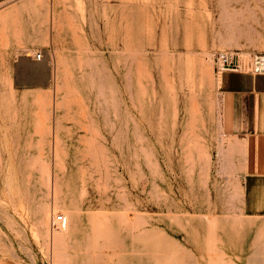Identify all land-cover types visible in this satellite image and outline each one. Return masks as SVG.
I'll return each instance as SVG.
<instances>
[{"label":"rangeland","instance_id":"obj_1","mask_svg":"<svg viewBox=\"0 0 264 264\" xmlns=\"http://www.w3.org/2000/svg\"><path fill=\"white\" fill-rule=\"evenodd\" d=\"M218 52L261 75L264 0H0V264H264Z\"/></svg>","mask_w":264,"mask_h":264},{"label":"crops","instance_id":"obj_2","mask_svg":"<svg viewBox=\"0 0 264 264\" xmlns=\"http://www.w3.org/2000/svg\"><path fill=\"white\" fill-rule=\"evenodd\" d=\"M229 76L238 84L231 83L224 95L225 130L245 143L246 176L264 178V89L245 83L248 75Z\"/></svg>","mask_w":264,"mask_h":264},{"label":"bare ground","instance_id":"obj_3","mask_svg":"<svg viewBox=\"0 0 264 264\" xmlns=\"http://www.w3.org/2000/svg\"><path fill=\"white\" fill-rule=\"evenodd\" d=\"M191 1V0H190ZM186 2V1H185ZM201 3H203V2H201ZM179 5H181L179 2H174V7H177L178 8V6ZM194 5V2H188L187 3V6L188 7H191V6H193ZM212 5V4H211ZM210 5V6H211ZM144 6V5H143ZM206 7V6H205ZM204 8V7H203ZM207 8V7H206ZM225 9V8H224ZM208 10V9H207ZM208 12H210L209 10H208ZM223 12V11H222ZM207 13V12H206ZM234 13V12H233ZM208 14H210V13H208ZM220 14V13H219ZM234 14H236V13H234ZM226 14L224 13V16H225ZM240 15V14H239ZM223 16V15H222ZM237 16H238V14H237ZM220 17V16H219ZM234 17V16H233ZM198 19V18H197ZM210 20V19H209ZM212 20V19H211ZM229 22V21H228ZM223 23V22H222ZM194 26L197 28V27H199L197 24H196V22H194ZM198 29V28H197ZM188 33V32H187ZM201 35V34H200ZM185 39V38H184ZM202 42V41H201ZM197 45V44H196ZM204 45V47H202V49L204 50L205 49V47H206V44H203ZM166 49V48H165ZM203 50H201L200 52H199V57H197L196 55H193V56H196V58L194 59L193 57V59L191 58H187V57H189V56H187V57H184V58H187V63L189 64V67L193 64V62L195 63V62H197L198 63V65L200 66V68L201 69H204V67H205V62L206 61H204V59L202 58V54L204 53V51ZM204 54H206V53H204ZM210 55V54H209ZM186 56V55H185ZM212 56V55H211ZM211 56H210V58H211ZM204 58H206L207 57V54H206V57L205 56H203ZM212 58H213V56H212ZM179 59H180V57H179ZM207 59H209V58H207ZM173 61V60H172ZM177 61H178V59H177ZM180 61V60H179ZM62 62V61H61ZM61 62H59V64L61 65ZM191 62H192V64H191ZM25 64V63H24ZM59 65V67H61ZM239 65V64H238ZM241 65V67H242V64H240ZM240 65H239V67H240ZM25 66V65H24ZM40 66V65H39ZM41 67V66H40ZM25 68V67H24ZM44 68V67H43ZM45 68H46V66H45ZM49 68V67H48ZM48 68H47V70H48ZM190 69V68H189ZM251 69V68H250ZM63 71V69L61 70V72ZM190 71L191 72H193V70H191L190 69ZM237 71H239V70H237ZM236 70H225V71H222V72H220L219 74H218V80H217V86L219 87V89H222V90H225V89H227V88H229L230 86H231V83H232V79H230V76H229V73L230 72H237ZM48 74V73H47ZM43 76H44V74H43ZM57 76V75H56ZM194 76V75H193ZM45 77H47V76H45ZM52 78V77H51ZM54 78V77H53ZM57 78V77H56ZM202 78V77H201ZM194 79V78H193ZM55 80V79H54ZM201 82H203V80H201ZM200 82V83H201ZM245 83H247V84H249V86H251V87H255L256 89H258V90H261V89H264V72H262L261 73V75H257V76H251V75H248L247 76V78L245 79V81H244ZM47 83V82H46ZM193 83V82H192ZM199 83V84H200ZM204 83V82H203ZM202 84V83H201ZM202 87V86H201ZM58 90H59V88H58ZM113 102V101H112ZM59 105V104H58ZM61 105V104H60ZM59 105V106H60ZM256 109H257V107H256ZM255 110V109H254ZM255 113V112H254ZM255 115V114H254ZM256 117H254V119H255ZM225 128V127H224ZM49 129H51V128H49ZM50 131V130H49ZM56 135V134H55ZM55 141H56V139H55ZM230 141V140H229ZM229 141H228V143H227V145H228V147H230V148H232L233 147V145H231L230 143H229ZM56 142H58V141H56ZM57 144V143H56ZM60 144V143H59ZM241 145V147H245V143H240ZM226 145V146H227ZM234 145H236L235 143H234ZM58 147V146H57ZM223 149V148H222ZM58 150V149H57Z\"/></svg>","mask_w":264,"mask_h":264},{"label":"built area","instance_id":"obj_4","mask_svg":"<svg viewBox=\"0 0 264 264\" xmlns=\"http://www.w3.org/2000/svg\"><path fill=\"white\" fill-rule=\"evenodd\" d=\"M214 64L218 73L225 70H239V65L235 61V57L230 52H218L214 55ZM42 59V55L37 56V61ZM254 73L264 72V55H256L252 58L250 66ZM67 227V219L65 215H54L52 219V230L62 231Z\"/></svg>","mask_w":264,"mask_h":264}]
</instances>
